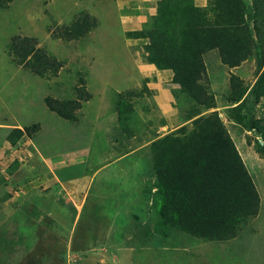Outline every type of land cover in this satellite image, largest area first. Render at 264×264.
<instances>
[{
	"label": "rangeland",
	"instance_id": "obj_1",
	"mask_svg": "<svg viewBox=\"0 0 264 264\" xmlns=\"http://www.w3.org/2000/svg\"><path fill=\"white\" fill-rule=\"evenodd\" d=\"M91 3L12 0L8 9H0V264H264L261 138L228 119V109L238 105L228 100L231 77L253 85L256 57L230 69L213 51L205 62L216 111L260 193V214L227 242L173 230L163 236L155 229V177L148 145L153 131L164 136L176 122L171 121L169 130L159 129L160 112L146 95L134 101L129 125L136 136L128 137L117 112L118 89L91 80L82 62L91 38L85 47L81 41L54 38L75 16L89 11ZM14 36L37 38L39 47L62 62L58 76L37 77L15 65L8 55ZM117 50L107 51L105 59L114 63L123 52ZM83 87L91 99L82 102L75 122L60 118L44 102L47 97L77 99ZM176 107L183 121L187 103L176 100ZM249 109L257 119L264 118V99ZM33 124L41 126L33 139L10 146L12 129Z\"/></svg>",
	"mask_w": 264,
	"mask_h": 264
},
{
	"label": "trees",
	"instance_id": "obj_2",
	"mask_svg": "<svg viewBox=\"0 0 264 264\" xmlns=\"http://www.w3.org/2000/svg\"><path fill=\"white\" fill-rule=\"evenodd\" d=\"M11 1L0 0V9H8ZM98 27L99 20L83 11L54 38L81 41L85 47ZM128 36L148 40L145 61L159 70H171L177 86L174 97L187 103L184 125L164 136H153L148 145L155 177L156 231L164 236L173 230L208 242L235 239L241 225L258 217L262 201L216 111L205 56L217 51L221 63L230 69L256 57L253 85L231 77L228 100L238 105L228 109V119L261 138L257 150L264 158V118L257 119L249 109L264 99V0H211L205 8L197 6L195 0H159L157 15L141 31ZM8 55L15 65L41 78L48 74L57 77L63 67L34 37L14 36ZM148 82L145 80L140 89L118 93L119 121L130 138L135 136L129 125L135 113L134 101L150 95ZM77 92V99L47 97L44 102L60 118L75 122L82 102L91 99L84 87ZM39 130L40 124L14 128L7 140L15 148L24 138L33 139Z\"/></svg>",
	"mask_w": 264,
	"mask_h": 264
},
{
	"label": "crops",
	"instance_id": "obj_3",
	"mask_svg": "<svg viewBox=\"0 0 264 264\" xmlns=\"http://www.w3.org/2000/svg\"><path fill=\"white\" fill-rule=\"evenodd\" d=\"M91 1L89 12L99 20V27L81 53L82 62L86 65L90 79L114 86V89H118L116 93H123L132 88L138 89L142 87L145 80L149 79L150 82L147 84L150 91L149 96L154 100L160 112V122H165L159 129L169 130L167 128L171 121L176 123L170 125L171 129L166 134L183 126L184 120L182 121L179 116L176 98L173 94V89L177 88L173 83V72L159 70L155 65L145 61L144 46L148 43L147 39H134L128 36L130 32L141 31L147 22L157 15L159 0ZM210 1L195 0V4L205 8ZM118 48L123 52L119 58L116 57L114 63L110 59H105L107 51L112 50L115 54ZM214 53L216 52H211L207 56ZM217 56L219 57L218 54ZM112 57L114 55L107 58ZM89 86L91 87L90 84ZM147 111L149 112L148 108ZM152 134L155 136L159 134V131H153ZM133 152L135 151L131 153ZM155 191L153 189V193Z\"/></svg>",
	"mask_w": 264,
	"mask_h": 264
}]
</instances>
